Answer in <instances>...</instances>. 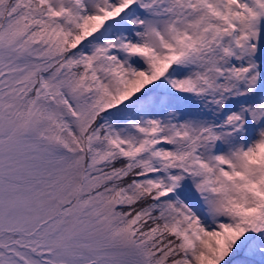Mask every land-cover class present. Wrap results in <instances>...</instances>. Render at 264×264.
<instances>
[{
	"label": "snow or ice",
	"instance_id": "snow-or-ice-1",
	"mask_svg": "<svg viewBox=\"0 0 264 264\" xmlns=\"http://www.w3.org/2000/svg\"><path fill=\"white\" fill-rule=\"evenodd\" d=\"M0 264H264V0H0Z\"/></svg>",
	"mask_w": 264,
	"mask_h": 264
}]
</instances>
